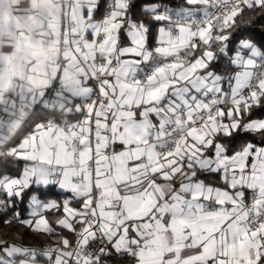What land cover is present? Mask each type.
<instances>
[{"label": "snow or ice", "instance_id": "snow-or-ice-1", "mask_svg": "<svg viewBox=\"0 0 264 264\" xmlns=\"http://www.w3.org/2000/svg\"><path fill=\"white\" fill-rule=\"evenodd\" d=\"M5 13L0 264H264V0Z\"/></svg>", "mask_w": 264, "mask_h": 264}, {"label": "crops", "instance_id": "crops-1", "mask_svg": "<svg viewBox=\"0 0 264 264\" xmlns=\"http://www.w3.org/2000/svg\"><path fill=\"white\" fill-rule=\"evenodd\" d=\"M10 19L12 21H15V16H9L8 13H5L4 15L0 16V24H4V25H7L10 21ZM15 27V25H13ZM30 31V29L27 27V25L25 24L23 26V32L24 33H28ZM3 36H4V40L3 41H0V43H2L4 45V51L5 52H10V53H13L15 54V52L17 51V49L15 48H12V49H9L7 47V29L5 28L4 32H3ZM8 61H5V64H7ZM34 243H44V241L40 240V238H38V240Z\"/></svg>", "mask_w": 264, "mask_h": 264}, {"label": "trees", "instance_id": "trees-1", "mask_svg": "<svg viewBox=\"0 0 264 264\" xmlns=\"http://www.w3.org/2000/svg\"><path fill=\"white\" fill-rule=\"evenodd\" d=\"M19 231V229L15 225H7L5 226L2 222H0V236H7V238L11 239L13 233ZM38 240L36 236H25V243H34Z\"/></svg>", "mask_w": 264, "mask_h": 264}]
</instances>
